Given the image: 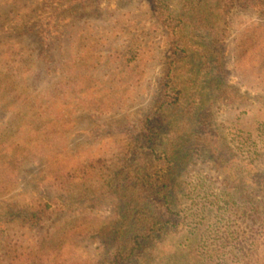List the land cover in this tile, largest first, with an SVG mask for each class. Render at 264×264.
Returning <instances> with one entry per match:
<instances>
[{
    "label": "rangeland",
    "instance_id": "rangeland-1",
    "mask_svg": "<svg viewBox=\"0 0 264 264\" xmlns=\"http://www.w3.org/2000/svg\"><path fill=\"white\" fill-rule=\"evenodd\" d=\"M212 3L229 23L240 94L217 107L216 122L233 152L264 169V0ZM170 53L149 0H0V264H103L97 227L114 214L108 205L39 222L2 217L68 195L72 172L95 157L114 163L153 108ZM197 156L178 174L185 226L151 264H264L262 193L233 190L207 150ZM238 240L250 243L247 257ZM193 250L205 259L193 262Z\"/></svg>",
    "mask_w": 264,
    "mask_h": 264
},
{
    "label": "trees",
    "instance_id": "trees-1",
    "mask_svg": "<svg viewBox=\"0 0 264 264\" xmlns=\"http://www.w3.org/2000/svg\"><path fill=\"white\" fill-rule=\"evenodd\" d=\"M149 1L171 40V53L160 92L140 128L125 141L114 163L103 156L91 159L72 172L68 195L19 206L2 217V224L16 212L14 217L39 222L54 211L108 205L114 214L97 227L109 246L101 262L151 264L152 254L171 250L174 234L185 226L187 214L180 206L184 188L178 174L203 150L233 190L253 185L264 197L263 167L233 152L216 122L217 107L240 97L229 80L228 21L225 30L212 0ZM223 1L232 7L239 0ZM246 243L245 257L251 249ZM189 255L193 262L200 261L194 250Z\"/></svg>",
    "mask_w": 264,
    "mask_h": 264
}]
</instances>
